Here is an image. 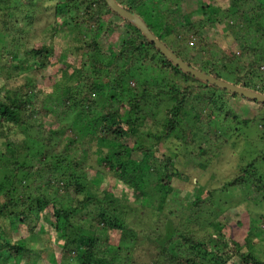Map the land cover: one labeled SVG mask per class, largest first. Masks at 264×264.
<instances>
[{
  "label": "trees",
  "instance_id": "1",
  "mask_svg": "<svg viewBox=\"0 0 264 264\" xmlns=\"http://www.w3.org/2000/svg\"><path fill=\"white\" fill-rule=\"evenodd\" d=\"M114 1L140 18L153 37L191 69L264 96V0H227L224 5L216 0ZM41 13L46 14L44 35L30 41L31 25L42 23ZM24 22L31 31H26ZM218 25L234 42L235 50L228 55L211 53L204 38L208 29ZM57 38L67 41L58 52ZM0 41V264L45 262L43 240H47L39 235L43 226L52 230L51 239L60 241L59 256L52 246L51 264H131L136 243L145 255V244H151L155 255L151 264H264L263 248L256 252L264 242V217L257 231L248 228L242 244L227 232L226 224L215 220L221 209L215 206V194L227 189L239 193L233 196L238 206L264 204V170L256 167L264 156L257 154L231 179L209 189L193 184L173 164L171 154L157 155L163 141L174 156L186 134L180 120L192 114L195 122L188 127L189 136L203 141L197 155L212 161L218 150L204 142L224 116L222 96L229 94L262 108L264 104L183 72L105 0H0ZM39 42L43 43L35 47ZM155 71L159 81L148 83ZM38 75L51 80L50 92L35 80ZM202 89L214 92L206 96L199 92ZM152 102L168 106L160 125L143 112V106ZM95 103L101 105L98 115L86 129L85 143H78L64 121L73 110L76 119L89 116L85 106ZM248 123L244 121L245 126ZM144 128L146 138L155 141L151 145L142 141ZM133 139L135 145L129 149L126 144ZM91 144L111 149L100 164L114 173L116 186L127 187L128 200L114 196L116 186L102 195L92 194L95 181L87 182L82 171ZM133 153L140 156L143 168L132 165ZM206 165L197 164L201 170ZM143 175L156 179L157 213L152 229L143 224L137 231L127 224L135 209L131 202L143 196L150 201L153 195L145 196ZM179 180L191 188L194 198L174 216L170 196ZM206 207H212V228L201 234L200 222L208 219ZM158 224L164 235L151 238ZM17 230L26 237H14ZM172 241L175 245L169 248Z\"/></svg>",
  "mask_w": 264,
  "mask_h": 264
},
{
  "label": "rangeland",
  "instance_id": "2",
  "mask_svg": "<svg viewBox=\"0 0 264 264\" xmlns=\"http://www.w3.org/2000/svg\"><path fill=\"white\" fill-rule=\"evenodd\" d=\"M219 5H224L227 0H216ZM45 13L40 14V18L42 19V23L35 22V24H32L33 27L32 32L30 34V41L32 39L40 40L43 33V27L46 22L45 19ZM51 19L49 20V22ZM25 23V22H24ZM23 25V24H22ZM24 26L27 28L29 25L27 23L24 24ZM29 28V27H28ZM26 31H31V28L26 29ZM228 31L225 30L223 32V26H217L212 27L211 29H208L205 34L204 38L206 39L207 43L211 45V53H213L215 50L217 52H223L227 55L230 54L231 50H235L233 47V39L231 36H229ZM4 40V39H3ZM56 42L58 43L57 52L64 49L66 47L67 41L62 40L61 38H57ZM41 43L39 42L36 44L35 47L40 46ZM7 45V43H6ZM216 45V46H215ZM2 46V42L0 41V48ZM217 48H213V47ZM208 58L204 59L207 60ZM2 64V63H1ZM5 63L3 62V65ZM218 67H221V63H218ZM44 73V72H43ZM159 72H150V78L147 79L148 83H154V81H159ZM161 73V72H160ZM162 74V73H161ZM29 75V74H28ZM29 77H34L33 75H29ZM156 77V78H154ZM19 78V77H18ZM17 78V79H18ZM148 78V77H147ZM35 80L38 83H41L44 85L46 91L52 90V83L51 80L48 77H43L42 75L36 76ZM177 80V78H176ZM21 82V80H20ZM190 85H193L194 83H188ZM201 94H204L206 96H211L213 94L212 89H202L199 90ZM127 94V93H126ZM126 94L121 97V100L126 99ZM222 96V95H221ZM223 102H224V111L225 114L228 113V119L224 121V116L221 115L219 119L214 123L216 125L215 128L211 129L210 133V140L207 142H204L206 146L210 147L213 151L218 150V154L213 158L212 161H206L205 157L203 158L197 155V151L200 150L201 146L200 143H203L201 139H196L195 136L193 138H190V134L192 131L189 132V125L191 123L195 122V119H193L194 116L190 114L191 116L184 117L185 121L180 120L181 126L186 129V134L181 139V146L180 148L174 149V156L170 150L169 147H171L169 144L163 143V141L160 142L158 147V157L162 154H168L172 155L171 159L173 164L180 170V172L185 173L186 175L191 177V180L193 184H197L199 182V185L205 188H214L216 187L215 183H224L226 180L231 179L235 174L238 173V171H241L242 168H244L247 164H249L250 160L252 161L253 158H255L258 155L264 156V140L261 138L264 136V108L261 106H258L255 103L248 102V101H241L238 99H232L229 97V94H224ZM150 102V101H147ZM100 103V102H99ZM99 103L95 104H89L86 105V108L90 109L89 116H80V118L76 119L77 114L76 111L73 110L70 113L71 116L64 121V124L66 127L72 128V131L78 136L79 141L78 143H85L84 135L86 131L88 130V127L91 124L92 118H96L98 115V109ZM160 103V104H159ZM100 105V104H99ZM101 106V105H100ZM168 106L163 105L161 102H152L148 103L145 107L143 106V112L144 114L150 115L151 122L153 121L155 124L160 125L164 121L163 117V109ZM78 106H75V109L78 110ZM124 113V111H123ZM213 119V118H212ZM187 120H190V123L187 122ZM249 120V123L247 126L244 125V121ZM197 121V120H196ZM198 122V121H197ZM200 123H206L205 119L202 122V120H199ZM208 123V122H207ZM159 129L158 127H155ZM87 129V130H86ZM155 129L152 128L151 132H154ZM147 131H145V128L143 129L142 141L146 145H151L155 141L149 140L147 137ZM179 134L174 132V135ZM213 136H216L215 138H212ZM174 137V136H173ZM207 139V136H206ZM193 141L191 143V141ZM178 142V140H177ZM135 145V141L129 140L126 144L129 149L133 148ZM203 145V144H202ZM108 148H98V145L91 144L88 148L89 152V158L86 162L83 163L82 171L85 173V179L87 182H91L92 180L95 181V185L92 189V194L95 196L102 195L103 191L106 189H110L111 187H115V182H117L114 179V173L110 171V169L103 164H100V159L104 156L108 155L109 153ZM114 153V151H111V154ZM110 154V155H111ZM71 155V153H70ZM76 155L74 152H72V157H75ZM210 159V158H209ZM80 160H82L80 158ZM207 162V168L206 170L198 169L197 164L200 162ZM139 166L141 168L144 167V162L141 161L140 156L136 153L132 154V165ZM256 167L261 168L264 170V161L258 160L256 162ZM135 169V167H133ZM2 169H0L1 172ZM148 172V170H145ZM258 175L260 173H257ZM262 175V174H261ZM216 178H215V177ZM155 177L152 175H143L141 177V182L143 185V192L146 194H153L152 199L148 201L146 197H142L135 202H131L133 207V212L128 217L127 224L129 227L133 228L134 230L141 231L143 227V224H145L146 227L150 226L151 229L155 226L154 224V217L156 216L155 207L157 204L156 202V195L155 190L156 184H155ZM214 182V183H213ZM217 184V186H218ZM174 191L172 195L170 196V204L172 205L171 212L174 213L173 215L176 216L178 211L184 207V203L187 205V203H190L194 198V193L190 194L191 188L185 185L181 180L175 181L174 184ZM154 192V193H153ZM234 193L239 194L237 191H233L230 193V190L227 189L225 192L216 193L215 198V206L220 207L219 211H217V214H220L219 217H216V221L221 224H226V230L233 239L238 240L243 243L242 238L246 235L247 230L249 227L254 226V230L257 231L258 227L262 226L264 217V204L260 206H255L249 203H244L240 206L237 205V202L233 199ZM113 194L118 199L122 200H128L129 194L128 189L124 185H120L119 187L116 186V188H113ZM123 194H126L123 195ZM232 195V197L228 196ZM128 197V198H127ZM239 200V199H238ZM236 204V205H235ZM151 205V207H150ZM211 205V203H210ZM212 206V205H211ZM188 208V207H187ZM209 208L212 207H206L205 208V216L207 215L208 219L204 220V222H200L201 227L199 226V229L201 230V234H205L207 230H211L212 226H210V219H213L212 214H210L211 210ZM166 214H168V211H166ZM202 219H200L201 221ZM206 227H205V226ZM43 232L40 235L41 237L46 239L47 241H44V247L47 251V258H45V262H42L39 260L38 264H51L52 256H54V252L52 251V246L54 250L57 252L55 256H59L61 249L58 245L60 241H56L55 239H51L52 236V230L48 228V226L42 227ZM161 230H164V228L161 226V224H158V228L151 230L152 236L151 238H156L157 234L164 235ZM166 231V230H165ZM167 233V232H166ZM14 237L16 238H22L26 237V233L22 230H17L14 233ZM258 239H263L261 236ZM51 243V246L50 244ZM161 243V242H160ZM264 242L262 241V246L256 247V252L259 253L261 249L264 250ZM175 245V242L172 241L171 244H169V248H172ZM135 248L138 249L133 253L132 262L131 264H151L152 260L154 259L155 255L152 252H150L151 244L146 243L145 249H146V255L143 254L141 250V246L139 243L135 244ZM159 248V247H158ZM50 258V259H49ZM199 260V259H198Z\"/></svg>",
  "mask_w": 264,
  "mask_h": 264
},
{
  "label": "water",
  "instance_id": "3",
  "mask_svg": "<svg viewBox=\"0 0 264 264\" xmlns=\"http://www.w3.org/2000/svg\"><path fill=\"white\" fill-rule=\"evenodd\" d=\"M108 7L119 14L124 19L128 20L129 22L136 25L139 30L149 39L150 42H152L155 47L167 58H169L172 63L179 67L183 72L193 76L196 79H199L203 82L209 83L210 85H213L217 88L226 90L229 93L237 94L240 97L250 99L256 102H259L261 104H264V96L247 90L240 87H235L229 83H226L222 80H216L212 77H209L199 71H195L191 69L189 66H187L184 62L179 60L170 50H168L163 44H161L159 41H157L153 35L148 31L147 27L143 24V22L138 18L137 16L130 14L129 12L125 11L121 6H119L114 0H105Z\"/></svg>",
  "mask_w": 264,
  "mask_h": 264
}]
</instances>
